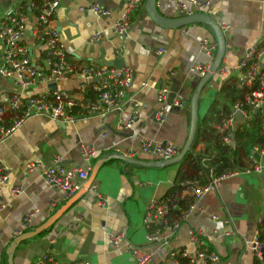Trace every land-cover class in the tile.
Listing matches in <instances>:
<instances>
[{"label":"crops","instance_id":"obj_1","mask_svg":"<svg viewBox=\"0 0 264 264\" xmlns=\"http://www.w3.org/2000/svg\"><path fill=\"white\" fill-rule=\"evenodd\" d=\"M30 1L0 0V18L11 7ZM92 2L112 10V15L96 18L87 11ZM122 2L60 0L54 25L66 46L68 57L82 66L102 64L101 56L109 61L125 60L134 76L129 96L139 101L142 118L133 129L122 131L118 129L121 121L118 112L80 120L74 125L54 122L47 117H34L0 144V169L9 176L8 183L0 185V240L6 244L0 246V264H8L6 251L14 240V233L23 228L25 216L34 213L32 227H40L69 201L65 202L62 193L45 184L42 172L53 164L57 156L67 168H86L80 154L82 144L94 145L100 150L92 161V169L102 162L91 186L95 190L90 189L77 199L48 230L22 242L15 253V264H36L45 254L63 264H134L128 244L153 250V264H161L171 250L189 248L190 226L201 228L208 235L214 230L222 234L232 232L228 238L208 241L224 264H256L250 242L264 224V171L223 181L216 191L200 201L206 210L203 216L192 215L188 226L183 225L168 245L148 244L143 217L153 200L168 194L177 179L179 165L138 167L124 164L112 157L116 155L112 148L119 146L123 150H136L143 138L169 142L180 149L185 146L190 131L191 98L198 84L189 77L188 69L192 64L207 62L200 51V40H216V37L212 28L202 23L175 29L158 25L149 16L147 0H144L133 16L132 28L127 35L120 37L107 32L101 42H92L96 32L109 28L120 17ZM157 8L166 18L180 17L170 0H158ZM205 13L230 26L225 30L227 52L223 63L237 65L246 50L264 37V0H214ZM29 15L31 23L23 45L29 49L33 61L40 62L43 53L33 37L36 17L33 12ZM121 48L123 51L116 55ZM142 49H148L150 53L143 54ZM159 50L165 53L160 55L157 53ZM1 55L0 44V65ZM222 85L223 80L218 74L207 84L200 100L201 119L207 115L213 102L222 101ZM60 87L77 97L88 93L84 80L79 76ZM164 87L182 92L186 99L185 108L170 109L175 97L173 93L159 104L157 94ZM48 90V85L39 84L24 95L43 94ZM16 93H21V90L15 82L0 74V102L6 94ZM162 109L169 114L167 121L161 124L157 122L156 115ZM126 110H131L129 104ZM137 160L158 162L151 155H140ZM33 163L40 164L41 169L28 172L27 166ZM16 187H22L24 194L14 197L11 191ZM214 217L218 220L215 221ZM176 220L170 219V223ZM123 230L127 244L115 249L107 242L108 237Z\"/></svg>","mask_w":264,"mask_h":264},{"label":"built area","instance_id":"obj_2","mask_svg":"<svg viewBox=\"0 0 264 264\" xmlns=\"http://www.w3.org/2000/svg\"><path fill=\"white\" fill-rule=\"evenodd\" d=\"M175 6L176 13L181 17H191L196 14L205 15V11L212 7L214 0H170ZM144 0H124L120 11V17L109 27L102 28L96 32L91 41L101 42L107 32L116 36L127 35L133 22L134 14L140 9ZM60 6V0H32L26 4H19L11 7L0 18V44L2 45L0 74L12 79L21 93L6 94L0 102V144L10 136L28 119L34 117H47L54 122L64 124H76L80 120L95 119L110 113L118 112L121 121L119 130H131L142 118L143 112L139 101L129 96L134 82L133 72L130 68L110 67L101 63H89L84 66L78 61L70 59L65 44L54 25V16ZM83 10L85 8H82ZM88 12L94 14L98 19L109 17L112 10L104 8L98 2H92L87 8ZM30 12L35 14L33 37L42 50L40 62H34L30 56L29 49L23 45V39L29 28ZM223 31L230 26L226 23H219ZM202 55L206 63L192 64L188 69L189 77L199 82L212 70L213 63L218 52V43L215 39L204 38L199 42ZM124 48L116 52L120 54ZM143 54H149L148 49H142ZM158 54L165 52L159 50ZM118 57V56H117ZM227 82L231 78L238 79V88L246 92L244 100L237 102L232 113L220 123H214L213 127L224 135L223 141L226 145L235 142L234 135L239 125L253 122L260 117L264 129V37L246 50L243 59L235 66L222 63L217 73ZM74 76L81 77L88 90L86 96L77 97L60 85L69 81ZM57 84V90H48L43 94L26 96L29 89L36 85ZM147 84H144L146 86ZM174 94V101L170 109H183L186 106L185 95L182 92H174L169 87H164L157 94V101L163 104L168 95ZM131 110H126L127 105ZM236 113L243 116L242 122H237ZM169 111L160 110L156 115L159 123H165ZM114 154L124 156L131 160H137L140 155H151L158 161H168L177 157L181 150L172 143H159L150 138H143L136 150H123L119 146L112 148ZM100 150L94 145H80V154L86 168H67L63 160L56 157L53 164L44 169L42 178L45 184L63 194L65 202L70 200L80 191L90 178L92 161L98 156ZM250 167L245 171H233L211 176L210 182L201 184L198 181L187 180L181 185L184 186V197L192 200L187 208H179V218L170 223L169 200H153L147 207L143 217V227L147 233L148 244L168 245L171 237L181 229L183 225L189 224L192 215L203 216L205 207L200 201L209 193L218 189L220 184L232 177L242 174L262 173L264 171V148L255 147L249 155ZM41 169L40 164H29L28 172H35ZM213 168L211 173H213ZM9 176L0 169V185H5ZM93 189L92 187L90 188ZM95 190V188L93 189ZM14 197L24 194L22 187H16L11 191ZM99 203L103 206L102 200ZM34 213H30L23 219V228L14 233V239L22 236L26 231L32 230ZM215 221L217 217L213 218ZM228 224V221H226ZM189 248H176L170 251L169 255L161 264H224L220 254L209 245L211 239H223L232 235V232L220 233L214 230L206 234L201 228H188ZM260 231L250 242L256 260L264 264V244L259 240ZM107 242L115 249H120L126 243L125 230L116 235H110ZM127 244V243H126ZM0 240V246H5ZM127 246V245H126ZM134 264H153L155 252L149 248L135 247L128 244ZM36 264H63L55 260L49 254L41 257ZM77 264H92L81 262Z\"/></svg>","mask_w":264,"mask_h":264},{"label":"trees","instance_id":"obj_3","mask_svg":"<svg viewBox=\"0 0 264 264\" xmlns=\"http://www.w3.org/2000/svg\"><path fill=\"white\" fill-rule=\"evenodd\" d=\"M222 101L213 102L207 115L199 120L198 131L192 150L179 164V173L168 194L162 198L169 200L172 220L179 218V208H187L192 200L184 197V186L187 180L198 181L201 184L210 182L211 176L233 171H245L251 165L249 155L255 147L264 148V129L262 120L239 125L235 131V146L224 144V135L213 127L227 118L234 105L244 100L246 92L238 88V79L231 78L223 83L221 90ZM201 147V148H200ZM213 168V173L211 169ZM259 240L264 244V224L260 226ZM264 255V249H263ZM256 264H260L259 261Z\"/></svg>","mask_w":264,"mask_h":264},{"label":"water","instance_id":"obj_4","mask_svg":"<svg viewBox=\"0 0 264 264\" xmlns=\"http://www.w3.org/2000/svg\"><path fill=\"white\" fill-rule=\"evenodd\" d=\"M157 2L158 0H147L146 8L148 10L149 16L152 18V20L157 23L160 26L167 27V28H179L191 24H206L210 26L215 34L216 41L218 43V52L216 59L213 63L212 70L209 74H207L204 78H202L193 93V96L191 98V122H190V131H189V137L185 144V146L182 148L180 154L175 157L172 160L168 161H158V162H144L139 160H131L124 156H112L113 158L122 161L124 164L134 165L138 167H166V166H173V165H179L183 159L187 156V154L192 150L193 144L196 139L197 131H198V125L200 118V100L202 93L204 89L206 88L209 81L216 75L219 67L224 62L226 52H227V39L226 34L223 31L222 27L220 26L219 22L215 19L210 18L207 15L203 14H196L191 17H179L176 19H169L164 16H162L157 8ZM124 0L122 2L123 6ZM121 6V8H122ZM103 59L102 64L110 67H117V68H123L126 67L125 60L120 59H114V60H105L104 56H101ZM50 90H57L58 86L57 84H51L49 85ZM237 122H242L243 116L240 113H236L235 115ZM236 142H233L232 146H235ZM102 162H99L96 164V166L92 169L90 178L86 184L83 185V187L78 191V193L69 200L62 208L56 212L49 220L42 226L33 228L30 232L23 234L22 236H19L11 242L10 246L8 247L6 253L8 255V264H15L14 258L15 253L20 244L26 240H29L31 238H34L46 230H48L56 220L60 218V216L80 197L87 194V192L90 190L92 183L95 180L96 174L98 172V169L100 167Z\"/></svg>","mask_w":264,"mask_h":264}]
</instances>
